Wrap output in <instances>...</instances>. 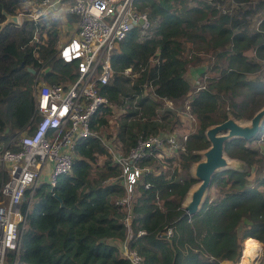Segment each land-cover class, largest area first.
I'll use <instances>...</instances> for the list:
<instances>
[{"label": "trees", "instance_id": "1", "mask_svg": "<svg viewBox=\"0 0 264 264\" xmlns=\"http://www.w3.org/2000/svg\"><path fill=\"white\" fill-rule=\"evenodd\" d=\"M22 1L0 0V140L4 141L33 126L39 82L68 84L77 75V61H64L58 54L59 18L39 24L3 23V12L15 15ZM234 1L242 4L222 12L219 0H140L138 9L147 12L146 33L139 38L141 28L134 26L111 53L114 73L100 87L108 102L92 115L91 133L75 140L71 169L60 174L54 186L42 181L31 196L29 189L25 191L21 204L25 222L15 264H129L117 243L128 233L126 210L115 203L125 193L121 169L103 140L125 153L139 136L173 130L189 117L187 113L194 119V130L178 154L186 171L182 177L169 175L155 151L139 160L148 170L133 188L129 247L141 254L142 264H221L222 260L236 264L243 248L260 251L264 154L254 146L255 140H228L224 152L237 165L214 173L208 189L214 188L216 194L206 195L197 213L187 215L182 209L197 182L190 168L201 158L199 150L209 145L207 127L229 115L248 121L264 105V0ZM65 16L77 21L72 14ZM203 53L212 59L209 69L218 72L206 76V84L188 71L189 66L206 71ZM126 67L131 68L129 73L124 72ZM165 99L173 106L164 107ZM113 108L120 111L114 132L106 131V139L96 130L109 125ZM7 178L0 169V188ZM168 227L172 233L165 237ZM248 253L253 252L244 255ZM8 258L13 261V251Z\"/></svg>", "mask_w": 264, "mask_h": 264}, {"label": "built area", "instance_id": "2", "mask_svg": "<svg viewBox=\"0 0 264 264\" xmlns=\"http://www.w3.org/2000/svg\"><path fill=\"white\" fill-rule=\"evenodd\" d=\"M23 1L32 2L33 9L23 20H18L17 16V24L24 20L39 24L44 19H61L66 14L77 17L75 32L57 44L58 54L64 61H77V75L68 84L39 82L35 96L37 119L33 126L22 131L15 140H0V169L8 175L0 188V264H15L25 222V214L21 211L25 191L29 189L31 196L36 185L42 181L54 186L58 176L71 169L75 140L91 133L92 115L108 102V98L100 92V87L114 73L110 62L111 53L131 28L140 26V33L144 35L148 25L146 12L137 7L140 0ZM240 4L234 0H224L222 4L220 0L217 2L222 12ZM37 38L36 33L34 39ZM130 70V67H126L124 72L129 73ZM200 79L204 78L201 76L197 81ZM165 103L172 106L170 100L165 99ZM187 138V133L176 131L142 135L125 153L111 141L103 140L112 161L121 169L119 177L125 193L115 203L126 210L124 221L128 233L117 243L121 255L129 264H142L143 260L141 254L128 245L133 188L142 172L148 170V167L139 165V160L151 151H155L154 156L158 158H162L166 150L167 155L184 151ZM256 142L264 144V136L260 135ZM43 175L45 179H41ZM139 233L144 231L140 230ZM171 233L172 228L168 227L163 235L168 237ZM9 251L14 252L12 262L8 258ZM243 255L241 262L245 259L246 264H260L253 260L259 253L246 258Z\"/></svg>", "mask_w": 264, "mask_h": 264}, {"label": "water", "instance_id": "3", "mask_svg": "<svg viewBox=\"0 0 264 264\" xmlns=\"http://www.w3.org/2000/svg\"><path fill=\"white\" fill-rule=\"evenodd\" d=\"M6 20L3 22H16L17 16L3 12ZM23 65V63H22ZM34 72V69L28 67ZM264 121V105L259 108L246 122H241L230 116L207 127L205 135L209 145L203 149L202 159L200 158L193 165V176L197 183L188 193V198L182 203V209L187 215L197 213L205 200V192L209 188L212 177L217 170L235 167L237 161L231 160L224 152L225 143L235 137H242L246 140H256L260 135V129ZM61 202L60 197L54 194ZM259 256L253 260L258 261Z\"/></svg>", "mask_w": 264, "mask_h": 264}, {"label": "rangeland", "instance_id": "4", "mask_svg": "<svg viewBox=\"0 0 264 264\" xmlns=\"http://www.w3.org/2000/svg\"><path fill=\"white\" fill-rule=\"evenodd\" d=\"M210 1H213V0H210ZM219 8V7H218ZM32 9H33V3L32 2H24V1H22L21 3H20V6H19V8H18V10H17V13L15 14L16 16H18V20L20 19V20H23V19H25L26 18V15L27 14H29L31 11H32ZM143 11V10H142ZM145 12H146V10H145ZM146 14H147V12H146ZM65 21L67 22L68 21V18H66L65 19ZM70 24L68 25V27L67 26H64L65 25V22H63L61 19H59L58 20V23H57V28H58V32H59V39L61 38H68L72 33H74V31H75V25H76V22L77 21H75V20H72V22H70V21H68ZM67 22V23H68ZM38 35V34H37ZM143 35H141L140 34V37L139 38H141ZM190 48H188V51H189V53H190V50H189ZM201 57H204L205 59H203V60H205L203 63H204V65H205V67H204V65H202V67L201 68H203L204 67V69L205 68H207V65H208V68L206 69V71L204 72V73H202L201 71H200V69H198V68H195L196 66H189L188 67V71L190 72V74H192V76L194 77V79H199V78H201V76L204 78V80H203V83H205L206 84V76H207V78H210V77H212V76H215V75H217L218 74V72L217 71H213V70H211V69H209V67H210V64L212 65V59L209 57V55L208 54H205V53H203L202 55H200ZM206 61H207V63H206ZM40 78V77H39ZM192 78V77H191ZM40 80H41V78H40ZM192 83L194 84V83H197V81L195 80L194 82H193V79H192ZM163 106L165 107V106H168L166 103H165V101L163 102ZM173 106V105H172ZM120 110L118 109V108H113V113L110 115V118H109V125L108 126H105V127H101V128H99L98 130H96V132L97 133H99V134H101L104 138H106L105 136L107 135V132H114V129H115V120H116V118H117V115H118V112H119ZM160 111H161V109H160ZM180 114H182V115H184V117L186 116V113L185 112H181ZM186 119L183 121H181V123H178L177 125H176V127L173 129V130H171V131H176V132H184V133H187V134H189L191 131H193L194 130V124H193V120L192 119H190L189 117H185ZM37 119V117L34 119V121L33 122H35V120ZM240 121V120H239ZM32 122V123H33ZM241 122H246V121H241ZM24 131V130H23ZM107 131V132H106ZM162 131H169V130H162ZM22 133V131H15L14 133H12L10 136H9V138H8V140H10L11 138H13V140H15V138H17L20 134ZM264 136V135H263ZM106 139H108V138H106ZM7 140V141H8ZM113 143V142H112ZM114 145H115V143H113ZM259 144H261V143H258V142H256V140L254 141V146L256 147V146H258ZM260 150L262 151V152H264V149H262V148H260ZM204 150H199V152H200V155H201V159H202V152H203ZM181 151H174V152H172V154H169V155H167V153H168V151L166 150V151H163V157L162 158H160L159 159V162L160 163H162V164H164V166H166V171H167V173L169 174V175H176V177L178 178V177H182L183 175H184V173L186 172L185 170H184V168H182L181 167V164H182V159H181V157H180V159H179V153H180ZM178 155V156H177ZM168 157V158H167ZM231 160H235V159H231ZM99 161H100V157H99ZM236 161V160H235ZM193 165H194V163L192 164V166H191V168H190V172L192 173V175H193ZM258 167V166H257ZM260 169H261V172L263 171V168H261L260 167ZM45 178V176L43 175V176H41V179H44ZM197 183V182H196ZM195 183V184H196ZM195 184H193L192 186H191V188H193L194 186H195ZM191 188H190V190H191ZM189 190V191H190ZM189 191H188V193H189ZM188 193H187V195H186V198L184 199V201L188 198ZM211 195V196H214L215 194H216V192H215V189L214 188H211V189H207L206 190V192H205V196H204V198H206V195ZM183 201V202H184ZM260 245H261V249H260V252H259V254L260 255H262V257H263V255H264V253H263V250H264V244L263 243H261L260 242ZM249 251H251V252H253L254 254H257V251H255V250H249ZM243 253V252H242ZM261 257V258H262ZM262 264H264V258H262Z\"/></svg>", "mask_w": 264, "mask_h": 264}, {"label": "crops", "instance_id": "5", "mask_svg": "<svg viewBox=\"0 0 264 264\" xmlns=\"http://www.w3.org/2000/svg\"><path fill=\"white\" fill-rule=\"evenodd\" d=\"M65 19H66V16H64V17H61V20L63 21V22H65V25L64 26H67L68 27V25L70 24L68 21V23L65 21ZM75 27H76V25H75ZM75 32V31H74ZM66 38L64 37V38H60L59 40H65ZM257 147H259V148H262V149H264V144H259ZM46 178V177H45ZM44 178V179H45ZM248 238V237H247ZM253 238V237H252ZM255 239V238H254ZM258 241V240H257ZM259 243H260V241H258ZM243 243H244V241H243ZM244 249V248H243ZM247 251H249V250H247ZM247 251H244V252H247ZM248 254H254V253H248ZM221 264H235V263H232V262H230L229 260H222L221 261ZM237 264V263H236Z\"/></svg>", "mask_w": 264, "mask_h": 264}, {"label": "bare ground", "instance_id": "6", "mask_svg": "<svg viewBox=\"0 0 264 264\" xmlns=\"http://www.w3.org/2000/svg\"><path fill=\"white\" fill-rule=\"evenodd\" d=\"M259 252H260V251H258L257 254H258ZM243 254H244V249H243ZM248 256H249V255H248ZM248 256L243 255L244 258H246V257H248ZM241 264H246V260L243 259L242 262H241Z\"/></svg>", "mask_w": 264, "mask_h": 264}, {"label": "clouds", "instance_id": "7", "mask_svg": "<svg viewBox=\"0 0 264 264\" xmlns=\"http://www.w3.org/2000/svg\"><path fill=\"white\" fill-rule=\"evenodd\" d=\"M257 140V139H256ZM257 240V239H256ZM259 241V240H258ZM242 252H243V249H242ZM243 254V253H242ZM242 254H241V256H242ZM259 260H260V254H259V259H258V262H259ZM241 262V257H240V261L237 263V264H239ZM260 263V262H259Z\"/></svg>", "mask_w": 264, "mask_h": 264}]
</instances>
